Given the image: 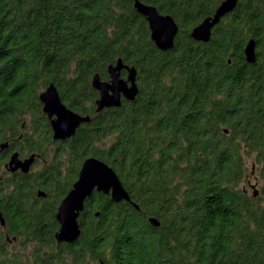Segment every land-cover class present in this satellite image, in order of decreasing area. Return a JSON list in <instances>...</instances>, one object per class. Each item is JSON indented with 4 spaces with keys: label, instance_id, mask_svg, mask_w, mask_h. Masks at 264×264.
I'll list each match as a JSON object with an SVG mask.
<instances>
[{
    "label": "trees",
    "instance_id": "obj_1",
    "mask_svg": "<svg viewBox=\"0 0 264 264\" xmlns=\"http://www.w3.org/2000/svg\"><path fill=\"white\" fill-rule=\"evenodd\" d=\"M140 1L178 24L171 48L155 45L133 0H0V169L12 149L46 157L0 181L7 232L24 247L8 248L0 226V264H264V183L254 196L248 178L264 182V0H238L208 41L190 31L221 0ZM117 58L136 68L138 93L96 111L92 76L107 80ZM50 82L90 116L65 142L42 111ZM88 156L139 208L94 191L78 238L57 242V206Z\"/></svg>",
    "mask_w": 264,
    "mask_h": 264
},
{
    "label": "water",
    "instance_id": "obj_2",
    "mask_svg": "<svg viewBox=\"0 0 264 264\" xmlns=\"http://www.w3.org/2000/svg\"><path fill=\"white\" fill-rule=\"evenodd\" d=\"M237 1L221 0L212 14L205 16L191 28L190 36L195 40L208 41L214 25L219 22L222 16L234 9ZM133 5L136 11L146 18L150 37L155 45L162 50L171 48L178 32V24L174 18L170 14L161 13L153 4L133 0ZM255 44V40L250 38L244 46V57L248 62H254L256 59ZM107 70L109 74L107 80L100 79L97 73L91 79L92 87L98 91V97L95 99L96 111H100L104 107H118L121 105L122 99L133 100L138 93L137 71L134 66L117 58L114 63L108 65ZM122 70L125 71L124 76H122ZM39 99L42 103V111L49 119L54 139L64 140L72 136L82 123L90 120L88 114H80L62 101L53 82L47 84L39 93ZM33 158L34 155L31 154L28 158L20 160L17 153L14 152L8 163L12 166L11 169L20 167L23 171H27ZM251 186L254 188L253 195L255 196L257 190L254 184ZM94 191L108 194L115 201L125 200L135 208H139L138 204L131 200L115 170L101 159L88 156L83 159L77 178L57 206L55 218L58 228L54 234L57 242H73L78 238L80 234L78 217L83 210L85 200ZM39 193L43 195L42 192ZM148 220L153 225L159 224V221L153 216L148 217ZM0 222L3 223L1 214Z\"/></svg>",
    "mask_w": 264,
    "mask_h": 264
},
{
    "label": "flooded vegetation",
    "instance_id": "obj_3",
    "mask_svg": "<svg viewBox=\"0 0 264 264\" xmlns=\"http://www.w3.org/2000/svg\"><path fill=\"white\" fill-rule=\"evenodd\" d=\"M124 76V75H122ZM47 117V116H46ZM48 119V117H47ZM49 121V119H48ZM26 122H23L22 125H21V129L23 130L24 129V125H25ZM50 124V122H49ZM50 128H51V125H50ZM21 130V131H22ZM51 131H52V128H51ZM52 135V133H51ZM21 136V135H20ZM69 138V137H68ZM68 138L64 139V140H59V139H54L53 136H52V139L54 141H57V142H65ZM3 144V145H2ZM9 146V141H4L2 143H0V150H4V149H7ZM52 146H49V150L51 149ZM16 152L17 155H18V158L20 160H24L25 158H28L31 154L34 155V158H33V161L31 162V164L29 165V168L27 171H23L20 167L18 168H15V169H11L12 166L9 165L8 161H9V158L11 156L12 153ZM43 162H46V157L40 155L39 153L37 152H29V153H24V154H20V152L16 149H12L10 151V153L8 154V157L7 159L3 162L2 164V169H0V181L3 179V176H9V175H12V174H17V173H23V174H27L29 173L30 171H34L36 169H38ZM78 173V172H77ZM77 178V177H76ZM247 184H248V181H247ZM250 184H254L255 183H251ZM246 189L249 190L250 187L249 185L246 186ZM0 190H5V186L2 185V187L0 188ZM39 192H42L43 195H41ZM37 196L38 198H41V197H44L46 196V193H44L43 191H41L40 189L37 191ZM4 198V194L0 195V199H1V203H4L6 204L5 202V199ZM0 214L3 218V223L0 222V226H2L4 229V233H5V239L7 241V247L8 248H11V249H16L17 251H24V247L21 243V241L19 240V238L16 236V235H10L8 232H7V229H6V226H5V219H4V216L2 214V212L0 211Z\"/></svg>",
    "mask_w": 264,
    "mask_h": 264
},
{
    "label": "rangeland",
    "instance_id": "obj_4",
    "mask_svg": "<svg viewBox=\"0 0 264 264\" xmlns=\"http://www.w3.org/2000/svg\"><path fill=\"white\" fill-rule=\"evenodd\" d=\"M247 167H248V169H250V162L247 163ZM248 178L250 179L251 183H255L256 182L257 187H260L261 184L264 183L262 180H260L259 177H257V173L256 172L255 173H251ZM251 191L252 190L250 189L249 193H251Z\"/></svg>",
    "mask_w": 264,
    "mask_h": 264
}]
</instances>
